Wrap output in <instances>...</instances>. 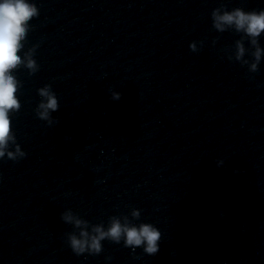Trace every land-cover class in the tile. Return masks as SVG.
<instances>
[{
    "label": "water",
    "instance_id": "1",
    "mask_svg": "<svg viewBox=\"0 0 264 264\" xmlns=\"http://www.w3.org/2000/svg\"><path fill=\"white\" fill-rule=\"evenodd\" d=\"M33 2L8 146L26 155L0 159V264H264V33L253 45L212 15L264 0ZM113 219L156 225L159 251L106 238L73 252L71 235Z\"/></svg>",
    "mask_w": 264,
    "mask_h": 264
},
{
    "label": "clouds",
    "instance_id": "2",
    "mask_svg": "<svg viewBox=\"0 0 264 264\" xmlns=\"http://www.w3.org/2000/svg\"><path fill=\"white\" fill-rule=\"evenodd\" d=\"M39 15V9L33 0H0V159L7 156L9 159H16L17 156L26 155L19 146L15 151L9 150V142L14 139L11 131L10 111L20 109V101L16 95L19 82L12 71L24 60L19 51L21 43L27 35L29 22ZM213 23L218 30H225L226 27H234L236 31L243 32L251 37V43L257 44L256 38L264 33V10L259 12H246L236 8L232 11L220 13L213 12ZM194 49V45H190ZM261 49L257 47L254 56L256 63L251 65L254 71L261 58ZM245 49L242 43L237 44L236 58L239 60L244 56ZM29 69L36 68L35 60L29 58L26 63ZM44 98L38 105L37 116L40 119L48 120L51 123V112L59 107L58 97L46 86L39 90ZM120 93H114L113 98L119 99ZM223 163V162H218ZM133 217L139 218V210H133ZM65 221L74 220L71 213L65 214ZM74 223L80 227L85 222L75 219ZM111 239L119 243L123 240L125 246L141 247L144 253L154 255L159 251L161 239L160 229L150 222H143L139 225L128 222L121 223L119 219H113L110 226L105 230L103 226H96L92 232L82 228L79 235L69 237V246L76 254L99 253L102 249L101 241Z\"/></svg>",
    "mask_w": 264,
    "mask_h": 264
}]
</instances>
